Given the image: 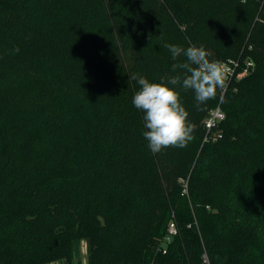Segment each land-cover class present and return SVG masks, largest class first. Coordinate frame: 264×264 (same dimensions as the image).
Returning <instances> with one entry per match:
<instances>
[{
  "label": "trees",
  "instance_id": "trees-1",
  "mask_svg": "<svg viewBox=\"0 0 264 264\" xmlns=\"http://www.w3.org/2000/svg\"><path fill=\"white\" fill-rule=\"evenodd\" d=\"M166 44L253 65L204 104L178 88L193 139L153 153L130 77L182 74ZM83 242L87 264H264V0H0V264Z\"/></svg>",
  "mask_w": 264,
  "mask_h": 264
},
{
  "label": "clouds",
  "instance_id": "clouds-1",
  "mask_svg": "<svg viewBox=\"0 0 264 264\" xmlns=\"http://www.w3.org/2000/svg\"><path fill=\"white\" fill-rule=\"evenodd\" d=\"M175 61L183 56V62L174 63L172 71L182 70L167 81L151 82L144 76L133 75L139 90L132 103L143 113V137L153 153L169 147L185 148L193 139L194 126L189 121V113L181 100L178 88L192 91L198 104H204L216 97L218 90L225 87L226 72L222 63L210 59V53L203 47L191 44L186 49L166 44ZM19 52V48L13 49Z\"/></svg>",
  "mask_w": 264,
  "mask_h": 264
},
{
  "label": "built area",
  "instance_id": "built-area-1",
  "mask_svg": "<svg viewBox=\"0 0 264 264\" xmlns=\"http://www.w3.org/2000/svg\"><path fill=\"white\" fill-rule=\"evenodd\" d=\"M223 67L225 68L226 72V79L225 82H229L230 80L236 78H242L245 73L248 72V67L253 65L252 60H245L242 62V59H230L226 62L222 63ZM225 115L221 108V106H217L212 112L206 121V128L209 131H212L219 122H221L224 119ZM178 232L177 226L174 222H171L169 225V236L167 237V241H170L171 238L176 235Z\"/></svg>",
  "mask_w": 264,
  "mask_h": 264
},
{
  "label": "rangeland",
  "instance_id": "rangeland-1",
  "mask_svg": "<svg viewBox=\"0 0 264 264\" xmlns=\"http://www.w3.org/2000/svg\"><path fill=\"white\" fill-rule=\"evenodd\" d=\"M128 0H120V6L123 7L126 3H127ZM245 57H243L242 59V62L247 60V59H244ZM245 75H247V73H245ZM244 75V76H245ZM243 76V77H244ZM240 79V78H239ZM82 254H83V257H82V263L85 264L86 261H87V250H86V243L83 242V247H82ZM75 264H76V261L74 260ZM51 264H63L61 262H53Z\"/></svg>",
  "mask_w": 264,
  "mask_h": 264
},
{
  "label": "crops",
  "instance_id": "crops-1",
  "mask_svg": "<svg viewBox=\"0 0 264 264\" xmlns=\"http://www.w3.org/2000/svg\"><path fill=\"white\" fill-rule=\"evenodd\" d=\"M85 264H87V261H86V263Z\"/></svg>",
  "mask_w": 264,
  "mask_h": 264
}]
</instances>
